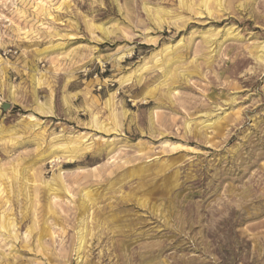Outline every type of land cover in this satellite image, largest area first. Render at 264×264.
<instances>
[{
    "label": "rangeland",
    "instance_id": "obj_1",
    "mask_svg": "<svg viewBox=\"0 0 264 264\" xmlns=\"http://www.w3.org/2000/svg\"><path fill=\"white\" fill-rule=\"evenodd\" d=\"M0 264H264V0H0Z\"/></svg>",
    "mask_w": 264,
    "mask_h": 264
},
{
    "label": "water",
    "instance_id": "obj_2",
    "mask_svg": "<svg viewBox=\"0 0 264 264\" xmlns=\"http://www.w3.org/2000/svg\"><path fill=\"white\" fill-rule=\"evenodd\" d=\"M10 107V103H7V102H2L1 103V108L3 109V110H6L7 108H9Z\"/></svg>",
    "mask_w": 264,
    "mask_h": 264
},
{
    "label": "bare ground",
    "instance_id": "obj_3",
    "mask_svg": "<svg viewBox=\"0 0 264 264\" xmlns=\"http://www.w3.org/2000/svg\"><path fill=\"white\" fill-rule=\"evenodd\" d=\"M203 1V0H202ZM216 1V0H215ZM205 2H206V0H205ZM208 3V2H207ZM82 236H83V234L82 235H79V238H78V243H79V246L81 245V242H82ZM80 248V247H79ZM79 252V251H78ZM79 254V253H78Z\"/></svg>",
    "mask_w": 264,
    "mask_h": 264
},
{
    "label": "built area",
    "instance_id": "obj_4",
    "mask_svg": "<svg viewBox=\"0 0 264 264\" xmlns=\"http://www.w3.org/2000/svg\"><path fill=\"white\" fill-rule=\"evenodd\" d=\"M11 50H8V52H4V55L6 54V53H9Z\"/></svg>",
    "mask_w": 264,
    "mask_h": 264
}]
</instances>
